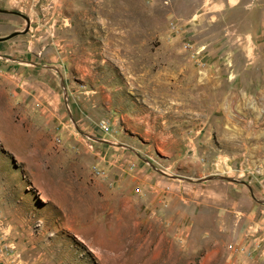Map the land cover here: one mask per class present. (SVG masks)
Here are the masks:
<instances>
[{
	"label": "rangeland",
	"instance_id": "1",
	"mask_svg": "<svg viewBox=\"0 0 264 264\" xmlns=\"http://www.w3.org/2000/svg\"><path fill=\"white\" fill-rule=\"evenodd\" d=\"M0 8V264H264V0Z\"/></svg>",
	"mask_w": 264,
	"mask_h": 264
},
{
	"label": "water",
	"instance_id": "2",
	"mask_svg": "<svg viewBox=\"0 0 264 264\" xmlns=\"http://www.w3.org/2000/svg\"><path fill=\"white\" fill-rule=\"evenodd\" d=\"M0 12H10V13L14 12V13H15V11H10V10L1 9V8H0ZM24 18L26 19L27 26H28V24H29V19H28V17H25V16H24ZM26 30H27V29H25L24 32H25Z\"/></svg>",
	"mask_w": 264,
	"mask_h": 264
},
{
	"label": "flooded vegetation",
	"instance_id": "3",
	"mask_svg": "<svg viewBox=\"0 0 264 264\" xmlns=\"http://www.w3.org/2000/svg\"><path fill=\"white\" fill-rule=\"evenodd\" d=\"M2 9V8H1ZM10 11H12V10H10ZM5 13V12H4Z\"/></svg>",
	"mask_w": 264,
	"mask_h": 264
}]
</instances>
